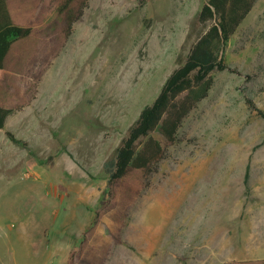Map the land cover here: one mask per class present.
<instances>
[{
  "label": "rangeland",
  "instance_id": "obj_1",
  "mask_svg": "<svg viewBox=\"0 0 264 264\" xmlns=\"http://www.w3.org/2000/svg\"><path fill=\"white\" fill-rule=\"evenodd\" d=\"M206 1L90 0L36 98L0 129V264H67L106 196L105 162L209 28ZM223 54L239 72L213 73L105 264L264 257V117L248 102L264 111V0Z\"/></svg>",
  "mask_w": 264,
  "mask_h": 264
},
{
  "label": "trees",
  "instance_id": "obj_2",
  "mask_svg": "<svg viewBox=\"0 0 264 264\" xmlns=\"http://www.w3.org/2000/svg\"><path fill=\"white\" fill-rule=\"evenodd\" d=\"M90 0H0V129L9 116L30 105L53 60L61 53ZM256 0H207L199 21L209 28L192 45L183 64L167 78L152 103L146 105L118 148L105 162L109 187L82 239L70 251L67 264H105L113 244L123 242L129 208L146 188L148 178L166 157L167 147L182 141L180 129L194 108L214 86L215 71L239 69L223 54ZM264 117V111L248 99ZM158 131L161 139L154 137ZM8 137L26 145L11 131ZM163 142V143H162ZM250 166L245 173L248 187ZM111 216L106 241L98 232ZM224 264H264L263 258L229 260Z\"/></svg>",
  "mask_w": 264,
  "mask_h": 264
},
{
  "label": "crops",
  "instance_id": "obj_3",
  "mask_svg": "<svg viewBox=\"0 0 264 264\" xmlns=\"http://www.w3.org/2000/svg\"><path fill=\"white\" fill-rule=\"evenodd\" d=\"M9 118V117H8Z\"/></svg>",
  "mask_w": 264,
  "mask_h": 264
}]
</instances>
